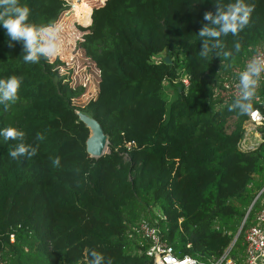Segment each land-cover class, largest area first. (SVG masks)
<instances>
[{"label":"trees","instance_id":"16d2710c","mask_svg":"<svg viewBox=\"0 0 264 264\" xmlns=\"http://www.w3.org/2000/svg\"><path fill=\"white\" fill-rule=\"evenodd\" d=\"M64 8L0 0V264H149L132 230L141 216L176 256L204 264L228 248L241 261L243 231L231 239L264 184V126L255 144L237 141L247 109L264 114V78L222 104L211 90L264 49V0L92 6L77 45L96 89L81 105L83 87L48 60L38 33ZM163 49L167 60L151 59ZM76 110L97 120L106 152L88 155Z\"/></svg>","mask_w":264,"mask_h":264},{"label":"built area","instance_id":"2783aa9c","mask_svg":"<svg viewBox=\"0 0 264 264\" xmlns=\"http://www.w3.org/2000/svg\"><path fill=\"white\" fill-rule=\"evenodd\" d=\"M232 74L215 84L211 96L222 104L230 99L246 98L249 91H255L259 81L264 78V49L255 46L251 53L244 58L240 67H233ZM183 87L188 84L187 75L180 76ZM257 99V97H254ZM247 116L242 121V134L237 141V146L246 148L261 139V132L256 126H264V114L258 108L247 109ZM260 194L259 206L253 213V218L243 229L242 235V260L237 261L228 254V248L222 253L208 259L204 264H264V184L258 191ZM156 213V211H155ZM132 230L145 242L144 253L150 258L149 264H196L198 261L184 254L176 256L170 245L162 236L154 219L139 217ZM129 231L128 235H131ZM10 240L12 234H9Z\"/></svg>","mask_w":264,"mask_h":264},{"label":"rangeland","instance_id":"374dc122","mask_svg":"<svg viewBox=\"0 0 264 264\" xmlns=\"http://www.w3.org/2000/svg\"><path fill=\"white\" fill-rule=\"evenodd\" d=\"M65 8L51 24L38 31L41 48L48 60L57 58L62 63L57 64L61 73L69 72L73 82L79 83L83 87L80 96L76 97L74 103L81 105L92 95L96 89L97 70L92 62L85 57L78 48L77 41L81 38L86 26V17L92 6L100 4L103 0H64ZM167 57L165 49L152 55V60ZM165 81L163 87L167 94H172L170 84ZM174 84V83H173ZM81 112V111H80ZM83 113V112H81ZM87 114V113H86ZM231 120H229L230 122ZM261 125L256 126L259 130ZM157 211V209H155ZM243 227V228H242ZM242 226L239 231H243Z\"/></svg>","mask_w":264,"mask_h":264},{"label":"water","instance_id":"95a60500","mask_svg":"<svg viewBox=\"0 0 264 264\" xmlns=\"http://www.w3.org/2000/svg\"><path fill=\"white\" fill-rule=\"evenodd\" d=\"M164 58H165V60H167L166 56ZM75 112L78 115L79 119L88 128V135H87V138L85 139V150L88 153V155L91 157H97V156L101 155L102 153L106 152L107 151V145H106L107 144V137H106V134L103 133L101 126L99 125L97 120L94 119L93 117L89 116L85 112L81 113L82 111L80 112V110H76ZM89 123H91L93 125V135H90V129L88 126ZM256 196L257 195H255V197ZM254 198L252 199V201L248 205L247 209L245 210L244 216H243L242 220L240 221V223H239V225H238V227L234 233V236L231 239L232 241L235 239V237L239 233V230L242 226L244 218H245L246 214L248 213L250 206H251V203L253 202Z\"/></svg>","mask_w":264,"mask_h":264},{"label":"bare ground","instance_id":"6f19581e","mask_svg":"<svg viewBox=\"0 0 264 264\" xmlns=\"http://www.w3.org/2000/svg\"><path fill=\"white\" fill-rule=\"evenodd\" d=\"M88 126H89V129H90V135H93V125L91 123H89Z\"/></svg>","mask_w":264,"mask_h":264}]
</instances>
